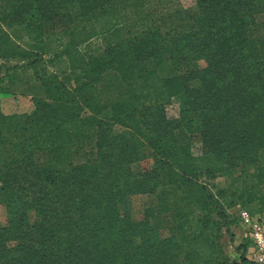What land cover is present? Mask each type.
Returning a JSON list of instances; mask_svg holds the SVG:
<instances>
[{"label":"trees","instance_id":"obj_1","mask_svg":"<svg viewBox=\"0 0 264 264\" xmlns=\"http://www.w3.org/2000/svg\"><path fill=\"white\" fill-rule=\"evenodd\" d=\"M195 3L164 33L146 16L125 24L115 0H0V79L18 61L43 87L23 93L28 111L0 107V264H256L246 242L232 258L223 237L231 208L257 200L254 212L264 210V0ZM48 20L59 27L48 31ZM166 55L171 75L147 64ZM57 58L85 76L67 87L49 70ZM0 94H11L1 82ZM179 97V117L168 118L164 105ZM138 141L155 164L142 166ZM87 144L95 159L60 165L65 146ZM217 177L232 189L214 190ZM139 193L167 204L174 232L154 227L149 205L137 215L129 202Z\"/></svg>","mask_w":264,"mask_h":264},{"label":"rangeland","instance_id":"obj_2","mask_svg":"<svg viewBox=\"0 0 264 264\" xmlns=\"http://www.w3.org/2000/svg\"><path fill=\"white\" fill-rule=\"evenodd\" d=\"M115 3L122 14V19L125 24L134 23L135 27L145 25L139 18L146 16L148 21L157 25L162 32H168L179 29L184 24L183 15L185 13H195L197 11L195 0H115ZM181 12V13H180ZM185 17V16H184ZM260 21L264 22V15L260 18ZM45 25L48 31L56 29L58 23L55 20L45 21ZM22 27L14 26L11 28L13 34L16 37L20 36L23 32ZM261 32H264V26H261ZM123 38V31H115L110 36L112 43L118 42ZM102 43V37L99 39H92L86 43L83 48L86 50H93L99 47ZM98 51V50H97ZM101 51V48H100ZM99 52V51H98ZM150 67H156L162 74L171 75L176 72V68L173 62L170 61L168 55L162 60H152L147 63ZM9 71L4 72L5 74L0 82L4 87L10 90V95H0V107L5 112L19 111L25 112L32 107V101L29 95L23 93L34 94L39 88H43L39 83H35L33 73L30 68H25V63L18 61L8 62L6 67L14 66ZM18 66V67H17ZM49 70L57 71L59 79L67 86L73 87L77 80H80L85 76L84 71H75L74 73H68L66 64L61 59H56L54 66H51ZM31 89V90H30ZM182 98H175L170 103L164 105V111L168 118H178L182 106ZM102 120L106 123H114L116 119L112 116L110 111L104 112ZM196 124L197 119L195 120ZM117 123V122H116ZM115 127V126H114ZM121 128V127H120ZM122 129V128H121ZM119 131L117 128L114 130ZM122 131V130H121ZM136 139H139L135 137ZM191 144L194 146V151L198 152L201 145V134L199 130H195L190 135ZM140 155L145 158L142 161L143 165L155 164V158L152 155V148L142 141H138ZM49 155V151L46 149L35 151V158L39 162H43ZM96 157V146L87 144L84 146H65L58 155V159L61 162L60 165L66 163L79 164L84 163L88 160L95 159ZM214 190H231L232 179L231 177H217L212 181ZM130 206L137 212V215L141 212L144 207L151 206L154 210V217L152 223L154 227L162 232L163 234H170L175 231V225L172 222L168 206L163 201L160 202L156 193L144 194L139 193L132 196L130 200ZM245 207L249 208L253 212L260 208V203L255 200L251 202H241ZM233 213V212H232ZM31 217L34 218V212H30ZM231 214V213H230ZM232 217V216H231ZM7 212L3 204L0 203V222L6 223ZM243 230L238 224H231L229 229L225 232L223 237V244L226 251L230 256L235 255L236 245L242 239Z\"/></svg>","mask_w":264,"mask_h":264},{"label":"built area","instance_id":"obj_3","mask_svg":"<svg viewBox=\"0 0 264 264\" xmlns=\"http://www.w3.org/2000/svg\"><path fill=\"white\" fill-rule=\"evenodd\" d=\"M230 212H233L236 224L243 230L242 239L238 244L242 242L248 244L246 257L256 264H264V210L252 212L241 205H236ZM236 254L232 258H238L239 255Z\"/></svg>","mask_w":264,"mask_h":264}]
</instances>
